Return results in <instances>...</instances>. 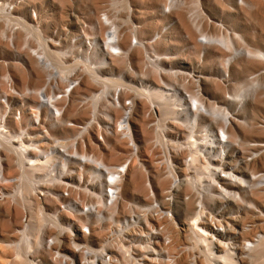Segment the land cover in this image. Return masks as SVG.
<instances>
[{
    "label": "rangeland",
    "instance_id": "1",
    "mask_svg": "<svg viewBox=\"0 0 264 264\" xmlns=\"http://www.w3.org/2000/svg\"><path fill=\"white\" fill-rule=\"evenodd\" d=\"M240 5L0 0V168L9 182L0 206L1 264H33L19 246L24 239L33 246V223L70 255L81 226L95 220L74 200L96 201L82 189L101 192L117 166H129L119 215L153 194L161 209H172L170 218L134 212L147 264H162L166 252L190 264H264V68L232 73L245 62L264 67V41L251 56L239 54L244 38L264 37V0ZM218 48L229 49L228 61L212 53ZM33 94L48 130L46 152L34 151L44 153L39 161L30 151L35 141L21 134L36 129L27 111L39 104ZM20 105L27 110L17 121ZM232 124L239 135L230 144ZM227 173L236 178L225 181ZM15 176L25 179L16 185ZM28 207L30 226L17 236ZM44 261L54 264L49 254Z\"/></svg>",
    "mask_w": 264,
    "mask_h": 264
},
{
    "label": "built area",
    "instance_id": "2",
    "mask_svg": "<svg viewBox=\"0 0 264 264\" xmlns=\"http://www.w3.org/2000/svg\"><path fill=\"white\" fill-rule=\"evenodd\" d=\"M45 67H50V65ZM56 76L57 74L54 75L51 81H54L56 79ZM32 96L38 98L39 104L35 108L30 109V111L27 110L25 106L20 105L14 110V116L17 121H21V119H23L24 117L23 115H25V110L30 113L32 126H35L36 129H31L30 131H32V133H28V128H26L22 130L21 134L23 135V139L35 141L33 146H31L32 148H30V151L33 153L32 155H35L33 157L34 161H39L41 156H43L46 152L42 141L47 137L48 130L45 125V119L42 117L43 108L42 106H40V97L37 94H33ZM23 131L25 132V134L23 133ZM35 148L38 150H43L44 153L42 154V151L40 153L34 152ZM2 163L3 161L0 160V166ZM124 171L125 170L123 169L121 173H123ZM117 175H119L117 178L119 179V182L121 177L119 173ZM2 177L3 175L0 168V206L3 201L2 191H6L4 185L9 183L4 182V180H2ZM12 178H14V180L10 182H14L16 185L18 183L20 184V181L22 179H25L22 178L19 180L16 176ZM97 183L100 184L99 181L95 182V180H93L92 185L95 186ZM117 185L111 183L110 181L104 183L102 186L100 185L99 191H102V194L100 192H97L98 190L95 191V189H93L94 191L92 189H82L84 192H87V196L96 200H91L98 205V207L96 206V208L92 206L91 201L87 202L78 199L74 200L76 204L80 205L85 213L93 215V218H95V220L92 223L85 222L84 225L81 226V236H77V240L73 244V252L71 251L70 255L63 252L57 246L58 244L55 242L54 236L45 235V233L35 227L34 223L33 246L28 245V240L25 239L21 241L19 246L25 245L26 253L28 254V256H31V262L33 264H45L44 254H49L54 264H147L143 253L139 252V250L144 247L145 239L143 238L142 232L140 230L141 226L138 223L134 222V212L144 210H150L152 212L161 211L163 214H165V216H168L170 218L172 216V209L169 205L168 207L166 206L164 209H161L159 206V201L157 200V198L153 197V199L148 204H145L143 202H135L132 204L130 203L129 207L131 213L129 212L126 216H121L118 214V210L122 205V202H120L121 190L119 185V188H117ZM149 187L150 191L152 192V186L150 183ZM72 190L74 191L76 197L80 195L79 187H75ZM35 195L38 197L46 196L47 191L38 190L35 192ZM167 198H169V196ZM99 200H101L102 206L98 204ZM95 209H97L96 212L100 210L101 213L99 216H96V214L92 212V210ZM40 210L43 211L44 207L41 206ZM24 211L25 214L22 217L21 224L17 228V236L26 234L27 228L30 226L29 218L31 216V208H25ZM110 217H113L114 219H110ZM109 228H112V230L110 231ZM131 228L133 229V231H131ZM135 232L137 236L133 237L131 234ZM96 233L102 234V236H96ZM82 234L85 235V237H83ZM103 234L105 235L103 236ZM63 254H66L68 256L67 260L63 259ZM161 263L190 264V258L182 261V259H180V257L174 252H166L161 258Z\"/></svg>",
    "mask_w": 264,
    "mask_h": 264
},
{
    "label": "bare ground",
    "instance_id": "3",
    "mask_svg": "<svg viewBox=\"0 0 264 264\" xmlns=\"http://www.w3.org/2000/svg\"><path fill=\"white\" fill-rule=\"evenodd\" d=\"M231 1H232V3L235 6H241L240 4H246V3H257V4L260 3V0H242V2H240V4L238 3L237 0H231ZM178 22H179V25L182 26L183 28H188L189 27L188 26V23H187V20L183 16H180L179 17V21ZM189 31L191 32L192 36L195 38V35H196L195 31H193L191 29H189ZM263 41H264V37L263 36L256 37V38L254 37L252 40H250L248 37L244 38L243 39V43L246 44V47L241 48L240 51H239V54H244L246 56H251L253 53L251 52V49L250 48L252 46H260V45H262L263 44ZM227 51H229V49H226L224 51V50H221V49L218 48L215 51H212V53L215 54V55H219V56L225 57L227 55ZM226 57L227 58L225 60L228 61L230 57L229 56H226ZM263 68L264 67H262V66H260L258 64H253V63L245 62L244 64L238 65V67H234L232 69V73H233V75H236V77H240V76L246 75L249 71H251V72H261ZM40 94H42L43 100L45 102H48L47 99H46L47 97L45 98V94L43 92H40ZM200 100H201V105H200L199 108H202V105H203V102L204 101H203V98H201ZM199 108H197V110ZM263 112H264V110H263ZM226 126H227V123H225V124L222 123V125H220V127H219V128H221V127L223 128V130H222L223 134H224V131H225V127ZM228 133H229V136L227 137L228 138L227 139V142L231 144L234 141V139L238 137V135H239V129H238L237 126H235V125L232 124L230 126V128H229ZM261 144H264V142L261 143ZM125 165H130V158H128L126 160ZM224 165L227 168H232V161L231 160H226V162H224ZM99 168H101V166ZM123 169L125 171L123 173H121ZM128 169H129V166H128L127 169H126V166L125 167H120V166L114 167V169L111 172L112 173V176H110L109 178H107V180L110 181L111 183H114L116 185L117 184L119 185L120 190H121V193H122L123 180H124L125 174L128 171ZM258 169L261 170V171H264V166L263 165H262V167L259 166ZM118 173L120 174V177H121V179H120L119 182H118L119 179H117L118 176H119V175H117ZM228 177L236 178V176L234 174H232V173H227V175H222L221 176V178L224 179L225 181L229 179ZM118 185H117V188H119ZM100 193L102 194V191ZM171 193H172V191H171ZM171 193L169 192V198H168V200H171L172 199V194ZM151 194H153V189H152V193ZM153 197H154V194H153ZM92 206H94V205H92ZM101 206H102V204H101ZM94 207L96 208V206H94ZM92 212L95 213L96 212V209L95 210H92ZM215 227L217 228V231L218 232L221 231V230H223L221 228V226L220 227L219 226H215ZM82 236L85 237V235H83V234H82ZM223 258L228 259V254L227 253L224 254L223 255Z\"/></svg>",
    "mask_w": 264,
    "mask_h": 264
}]
</instances>
